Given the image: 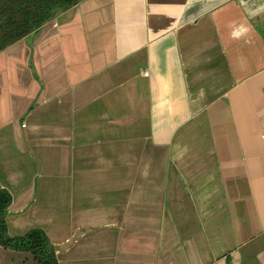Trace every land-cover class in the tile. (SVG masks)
Wrapping results in <instances>:
<instances>
[{
    "label": "crops",
    "instance_id": "0c3cea01",
    "mask_svg": "<svg viewBox=\"0 0 264 264\" xmlns=\"http://www.w3.org/2000/svg\"><path fill=\"white\" fill-rule=\"evenodd\" d=\"M15 115L7 232L57 264H264V0H78L0 50Z\"/></svg>",
    "mask_w": 264,
    "mask_h": 264
},
{
    "label": "trees",
    "instance_id": "16d2710c",
    "mask_svg": "<svg viewBox=\"0 0 264 264\" xmlns=\"http://www.w3.org/2000/svg\"><path fill=\"white\" fill-rule=\"evenodd\" d=\"M78 0H0V50L37 30ZM9 192L0 188V246L30 255L32 264H57L54 246L40 228L10 236L5 217Z\"/></svg>",
    "mask_w": 264,
    "mask_h": 264
},
{
    "label": "rangeland",
    "instance_id": "374dc122",
    "mask_svg": "<svg viewBox=\"0 0 264 264\" xmlns=\"http://www.w3.org/2000/svg\"><path fill=\"white\" fill-rule=\"evenodd\" d=\"M8 67L9 68H13L14 67L12 69V74L17 76V71L16 70H18V68L15 65H12V64H10ZM11 87H12L13 91L21 90V88L19 86H17V84L11 85ZM11 94H12L11 97H10V94H9L10 98H14V97L18 96L15 92H11ZM17 99L18 98H16V100ZM21 118L22 117L15 115L10 120L11 124L14 127L13 128L14 130H12V128H7V129L3 128V130H1V128H0V134L6 133V135L8 137V140L10 142H12L15 139V135H16V131L15 130L17 129L16 127L20 126V123H22V121H20ZM33 166H35V165H33ZM12 171L16 172L15 169H12ZM10 236H13V235H10ZM0 264H32V260H31L30 255L26 254L25 252L15 251V250H12V249H9V248H3V247L0 246Z\"/></svg>",
    "mask_w": 264,
    "mask_h": 264
},
{
    "label": "clouds",
    "instance_id": "9594fccd",
    "mask_svg": "<svg viewBox=\"0 0 264 264\" xmlns=\"http://www.w3.org/2000/svg\"><path fill=\"white\" fill-rule=\"evenodd\" d=\"M249 31V27L245 24H239L236 27H233L230 32V37L232 39H241Z\"/></svg>",
    "mask_w": 264,
    "mask_h": 264
},
{
    "label": "built area",
    "instance_id": "2783aa9c",
    "mask_svg": "<svg viewBox=\"0 0 264 264\" xmlns=\"http://www.w3.org/2000/svg\"><path fill=\"white\" fill-rule=\"evenodd\" d=\"M147 73H148V72H147V71H145L143 74H144V75H147ZM23 125H24V124L22 123V126H23Z\"/></svg>",
    "mask_w": 264,
    "mask_h": 264
}]
</instances>
